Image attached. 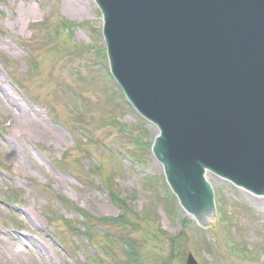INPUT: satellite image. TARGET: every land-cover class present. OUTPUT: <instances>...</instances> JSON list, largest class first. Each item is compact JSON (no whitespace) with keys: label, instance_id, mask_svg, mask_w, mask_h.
I'll return each instance as SVG.
<instances>
[{"label":"rangeland","instance_id":"374dc122","mask_svg":"<svg viewBox=\"0 0 264 264\" xmlns=\"http://www.w3.org/2000/svg\"><path fill=\"white\" fill-rule=\"evenodd\" d=\"M100 26L93 0H0V264H116L130 246L141 264H264V195L212 174L203 228L170 200L155 129L120 100Z\"/></svg>","mask_w":264,"mask_h":264},{"label":"water","instance_id":"95a60500","mask_svg":"<svg viewBox=\"0 0 264 264\" xmlns=\"http://www.w3.org/2000/svg\"><path fill=\"white\" fill-rule=\"evenodd\" d=\"M95 2L111 72L158 128L150 149L180 205L201 224L214 215L205 172L264 194V0Z\"/></svg>","mask_w":264,"mask_h":264},{"label":"bare ground","instance_id":"6f19581e","mask_svg":"<svg viewBox=\"0 0 264 264\" xmlns=\"http://www.w3.org/2000/svg\"><path fill=\"white\" fill-rule=\"evenodd\" d=\"M74 6V5H73ZM74 7H76V6H74ZM78 8V7H77ZM79 10V9H78ZM1 90V89H0ZM5 95V97H6V94H4ZM11 105V104H10ZM11 107L12 108H15L16 109V111L18 112V108H16V107H14L13 105H11ZM153 127V126H152ZM154 128V127H153ZM155 129V128H154ZM155 133H156V131H155ZM56 136H57V140H60L61 138H62V135L60 134V133H56ZM158 163V162H157ZM159 164V163H158ZM160 165V164H159ZM212 175V173H210V172H205V175H204V177H205V179L208 181V183H209V180H210V176ZM243 191H245V193H247L248 194V192H250L251 193V191H249V190H244V189H242Z\"/></svg>","mask_w":264,"mask_h":264},{"label":"trees","instance_id":"16d2710c","mask_svg":"<svg viewBox=\"0 0 264 264\" xmlns=\"http://www.w3.org/2000/svg\"><path fill=\"white\" fill-rule=\"evenodd\" d=\"M68 25H69V23H67ZM90 219V218H89ZM105 220H102V222H104ZM113 222H120V220H114ZM72 229H73V227H72Z\"/></svg>","mask_w":264,"mask_h":264}]
</instances>
